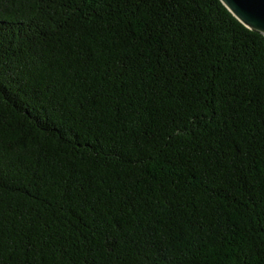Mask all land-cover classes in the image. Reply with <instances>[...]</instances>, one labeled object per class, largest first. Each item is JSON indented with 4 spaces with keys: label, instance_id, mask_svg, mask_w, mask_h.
I'll return each mask as SVG.
<instances>
[{
    "label": "trees",
    "instance_id": "16d2710c",
    "mask_svg": "<svg viewBox=\"0 0 264 264\" xmlns=\"http://www.w3.org/2000/svg\"><path fill=\"white\" fill-rule=\"evenodd\" d=\"M197 3L177 12L209 75L221 47L255 60L257 75L225 66L226 100L191 79L194 60L161 68L180 39L158 26L167 6L0 0V264H93L96 228L102 248L137 237L153 264H264V35L221 0Z\"/></svg>",
    "mask_w": 264,
    "mask_h": 264
},
{
    "label": "snow or ice",
    "instance_id": "6c2138e0",
    "mask_svg": "<svg viewBox=\"0 0 264 264\" xmlns=\"http://www.w3.org/2000/svg\"><path fill=\"white\" fill-rule=\"evenodd\" d=\"M118 4L127 3L132 7L144 9H151L155 5H159L160 8L158 11L163 10L167 6L170 10L166 12L165 17L160 20V25L164 31L162 35L168 36L169 34H179L180 39H176V36H172L171 47L175 51H166L164 53V60L161 64V68L173 67L176 63L183 64L186 61L180 59L181 56L186 57V60H194L198 67L194 69L191 79H193L198 84H204L206 87L212 89H220L221 96L214 97V99L220 98L226 100L230 95L229 89L231 88L232 81L228 80L226 82V75L224 73L225 66H228L235 71L237 67L241 71L250 73L252 75H257V69L255 65V60L250 54L243 53L238 47L233 45L232 47H221L220 49V59L217 62V66L213 69L215 75H209L208 70L205 67L208 57L204 55L205 50L200 49V56H196L195 53L191 52L190 49L186 48L183 40V33L187 24L185 23L186 19L189 17H184L182 14L177 12L178 7L183 6L185 11L188 10L189 5H198L197 0H116ZM148 13L145 12V15ZM155 22V21H153ZM3 36L0 35V46H2ZM259 74L261 78L264 79V69H260ZM167 73H164L162 76L158 77V80L161 81L160 89L165 87L163 81L166 78ZM219 81V83H217ZM168 91H171L175 85L171 81H168ZM154 91L159 92V89H154ZM3 93H0L2 96ZM236 131L240 133L241 136H251V129L247 126H242L237 128ZM6 176L2 169H0V203L3 201V191L6 187ZM0 228H2V220H0ZM143 229L147 228V225L142 226ZM99 228L94 230L92 236H84V244L86 248L87 255L90 256L95 261V255L100 254L106 258L107 264H114L113 257L117 261H120V253L127 251L135 250L138 256L143 255L145 264H153V261L145 251V249L138 246V239L135 236H131L126 233L123 229L119 232L113 231L109 234L103 236L104 243L106 247L102 248L100 244V238H98L95 233L99 232ZM110 241V243H109ZM3 239L0 235V246H2ZM147 247V246H146ZM161 258L167 260L168 257L165 253H161ZM122 264V261H121Z\"/></svg>",
    "mask_w": 264,
    "mask_h": 264
},
{
    "label": "water",
    "instance_id": "95a60500",
    "mask_svg": "<svg viewBox=\"0 0 264 264\" xmlns=\"http://www.w3.org/2000/svg\"><path fill=\"white\" fill-rule=\"evenodd\" d=\"M246 27L264 35V0H221Z\"/></svg>",
    "mask_w": 264,
    "mask_h": 264
}]
</instances>
